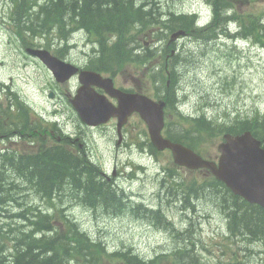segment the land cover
Listing matches in <instances>:
<instances>
[{"label": "trees", "instance_id": "trees-1", "mask_svg": "<svg viewBox=\"0 0 264 264\" xmlns=\"http://www.w3.org/2000/svg\"><path fill=\"white\" fill-rule=\"evenodd\" d=\"M12 1L28 16L25 22L33 28L52 23L61 28L62 34L68 35L69 32L66 31L72 23L80 26L79 29L86 30L96 37L106 65L113 59L134 57L132 44L138 42L135 33L140 26L146 28L163 24L168 31H173L175 28H186L187 24L195 20L194 15H181L168 10L162 14L169 19L161 22L158 15H147L152 10L151 4L138 0H40L36 7L38 9L30 15L33 3L37 0ZM212 5L220 17L230 11L227 2L218 1ZM12 22L23 23L21 19H13ZM236 29H240L239 26ZM250 30L249 25H246L239 32ZM112 36L116 37V41L111 42ZM125 63L127 61L124 59L123 65ZM173 98L172 101L176 102L174 95ZM169 102L170 99L168 104ZM184 120L183 128L188 129L177 126L171 129L173 124L170 122L169 136L172 140L195 149H199L205 141L218 140L225 133L236 135L245 131H251L264 143V114L261 113L231 114L221 122L210 119L205 113ZM23 156L26 159V155ZM13 158L20 161L21 165H17L13 159H9L7 164L1 163L0 158V264H114L117 260H124L126 264H211L200 257L198 242L188 234L190 229L185 232L175 229L174 235L181 241H177L178 245L171 255H160L145 261L138 254L135 255L132 248L110 253L103 242L93 240L75 223L67 224V221L62 220L63 228L56 227L55 222L61 213L55 206L52 213L32 210L26 206L24 211L17 212L23 208L22 205H26V201L17 197L21 186L16 182L22 179L36 181L38 193L47 202H63L66 191H70L78 198H83L84 205L92 207L93 211L99 210L95 203H105L111 197L110 192L114 191L115 185L102 183L94 167L87 166L81 158L77 159L60 148H50L37 156H29L26 160L15 156ZM85 169L91 176H88ZM169 181L168 178L162 182L161 188L169 193L170 198L177 197L181 203H188L187 195L189 198L195 195L199 201V194L207 192L215 207L219 209L224 205L231 237L240 238L247 244L258 241L264 243V208L251 205L233 195L224 184L213 178H207L201 186L196 182L190 183L182 190L180 186L172 188ZM11 189H15L17 194ZM217 196L224 197V200H217ZM12 205L17 206V209ZM124 205L125 202H122L121 206ZM8 206H12L11 211L14 213H10ZM110 206L111 204H107L100 211L113 215L114 210ZM154 216L159 218L160 213L156 212ZM4 219L10 220L9 223ZM161 224L164 228L170 226L165 218H162ZM229 246L231 245H225L224 250L227 251ZM231 258L232 264H257L250 259L239 258L237 252H232Z\"/></svg>", "mask_w": 264, "mask_h": 264}, {"label": "rangeland", "instance_id": "rangeland-1", "mask_svg": "<svg viewBox=\"0 0 264 264\" xmlns=\"http://www.w3.org/2000/svg\"><path fill=\"white\" fill-rule=\"evenodd\" d=\"M140 1L151 4L152 10L149 11L151 13L148 12L147 15L152 17L158 15L160 18L161 13L168 10L175 13L198 11L204 0ZM239 8L242 12L261 13L260 20L264 25V0L241 4ZM9 9L10 6L0 1L1 21L7 19ZM80 37L79 42L83 46L84 37L82 36V41H80ZM164 38L165 41L168 40L165 35ZM147 40L149 43L152 41V39ZM191 40L193 38L182 39L179 42L180 45H177L183 51V57H188L193 61L189 64L181 63L179 65V70L184 74L179 96L183 101L184 97L187 96V102L182 104V109L191 113L206 111L205 114L214 115L216 118L236 112L249 114L260 111L264 113L263 46L259 44L252 47L248 43L240 44L236 48L231 42L223 45H208L203 41ZM77 51H81V49H77ZM232 52L235 53L234 56L230 55ZM16 54L15 49L7 42L4 33L0 30V62L4 63L0 64V83L12 81L13 87L18 85L20 92L37 110L53 108L54 102L47 98L48 89L53 84L52 79L46 72L38 70L34 66L26 69L21 59H24L23 55H20L19 58ZM132 72L133 70L128 68L126 72L121 74L119 84L122 85ZM10 77L13 78L10 79ZM3 92L0 87V97ZM1 116L4 117V115ZM144 128L146 126L139 117L133 118L129 125L131 138L135 139L138 131L141 132ZM114 131V124L100 130L88 131L85 139L89 145V154L102 166L107 176H113L114 169H117L112 182L121 185L137 200H144L146 203L152 204L160 203L157 192L160 183L166 180H160L163 168L173 164L170 154L165 152L157 159L147 153L139 152L136 148L130 150L124 145L117 146L115 144L117 136L114 135ZM109 138H112L111 142H109ZM218 143V141L205 143L202 147L203 155H206L207 158H215L218 155ZM135 170H137L136 177L130 178L129 174ZM179 173L187 180L196 176L183 168L179 169ZM9 176L13 178L11 175ZM16 183L20 186L23 184L22 181ZM31 189L34 190L30 188L29 195L26 196L29 206L45 207L53 204L50 201H44ZM66 192L67 194L64 195L63 199L67 203L63 205L64 210L60 209L62 212L55 222L56 227L63 228L62 220L65 222L69 219L77 222L79 227L85 230L89 236L105 242L110 251L123 250L132 246L136 250L134 254L137 253L141 258L154 257L160 251H166L175 244L172 236L161 229V225L155 227L149 221L138 219L132 215L116 216L100 210L93 211L90 206L84 205L85 200L83 198H78L70 191ZM18 195L23 197L20 192ZM187 196L188 203L182 204L187 210L190 208L188 211L195 215V221H192L185 211L180 209L182 205L178 203L169 209L173 210L174 213L176 231L185 232L190 229L188 234H197L196 240L200 246L210 247L212 251L200 247L203 260L211 264H219L223 261L231 262V252L227 251L224 254L221 248L222 244L231 243L234 249L232 252H237L239 258L249 257L257 264H264V243H249L247 250L242 240H237L234 243L232 239L226 237L227 223L224 217L227 218V216L224 214L225 212L213 210L211 207L209 212L207 205H202L194 198L189 199V195ZM56 202L59 203L60 201L56 200ZM162 203L169 206L166 201ZM7 209L10 210V213H14L11 211L12 206H8ZM24 209L20 208L17 212L24 211ZM198 210L202 211L199 213ZM203 212L205 215L207 213L209 218H206L202 214ZM7 222L9 223V220ZM174 237L178 239L176 235ZM119 263L123 264L124 260H118L114 264Z\"/></svg>", "mask_w": 264, "mask_h": 264}, {"label": "water", "instance_id": "water-1", "mask_svg": "<svg viewBox=\"0 0 264 264\" xmlns=\"http://www.w3.org/2000/svg\"><path fill=\"white\" fill-rule=\"evenodd\" d=\"M75 72L76 69L69 68L67 76H71ZM82 79L84 82L94 81L91 73H85ZM117 96L122 113L129 114L134 109L140 111L142 117L149 124L153 143L159 149L170 148L176 162L189 167H208L220 179L226 181L236 193L244 196L251 203L264 206V149L261 147V142L254 138L250 132L236 137L226 136L227 142L219 147L222 157L218 169L215 163L203 160L190 149L162 138L163 105L139 95L118 93ZM93 98L95 97L91 93L82 89L76 98L80 105L78 110L85 121L90 122L86 116L95 115L98 120L96 123L105 122L110 116L111 110L105 104L100 105Z\"/></svg>", "mask_w": 264, "mask_h": 264}, {"label": "flooded vegetation", "instance_id": "flooded-vegetation-1", "mask_svg": "<svg viewBox=\"0 0 264 264\" xmlns=\"http://www.w3.org/2000/svg\"><path fill=\"white\" fill-rule=\"evenodd\" d=\"M173 56H174V53H171L169 56H168V62L169 64L171 63L172 64V61H173ZM104 76H111L109 74H106V73H102ZM115 77V80L117 79L118 77V74L114 76ZM71 88L72 90H76L78 87H79V81L77 78H74L72 81H71ZM57 87H61V85H57ZM170 84L168 85V92L170 93ZM99 93H105L103 90H98ZM62 94H65L66 93L63 91ZM66 97V96H65ZM58 99L62 98L61 96L57 97ZM112 102L116 103V100L113 99V98H109ZM71 109V108H70ZM96 128H99V127H88L86 125H81V124H78V123H75L73 122V127L70 131V135L69 136H66L65 140L67 141V147L69 150H71L72 152H85L87 151V143L85 142V130L86 129H91V130H95Z\"/></svg>", "mask_w": 264, "mask_h": 264}, {"label": "bare ground", "instance_id": "bare-ground-1", "mask_svg": "<svg viewBox=\"0 0 264 264\" xmlns=\"http://www.w3.org/2000/svg\"><path fill=\"white\" fill-rule=\"evenodd\" d=\"M179 14H181V15H189V14H183V12H181V13H179ZM231 25L236 29V28H238V25L234 22V21H232L231 20ZM65 26V25H64ZM255 113H261L260 111L259 112H253V113H249V114H251V115H253V114H255ZM261 114H264V113H261ZM229 115H231V114H229ZM229 115H223V116H220V117H218V118H216L214 115H209V114H205V116H207V117H209L210 119H212V120H219V122H221V121H223L224 120V118H227ZM37 156V155H36ZM16 158H18V159H24V160H26L27 159V157H26V159H25V157L23 156V155H17V156H15ZM33 157V156H32ZM29 158V157H28ZM16 164L17 165H21V162L20 161H17L16 162ZM84 170V169H83ZM85 172H88L87 174H89L90 172L89 171H86V169H85ZM86 174V175H87ZM88 176H91L90 174L88 175ZM41 177V176H40ZM86 177V176H85ZM92 178V177H91ZM96 179V178H95ZM9 178L7 179V184L9 185ZM91 180V179H90ZM22 182H23V184H22V186H21V188H20V194H22L23 195V197H26L27 195H29V190H30V188H32V186H33V189L34 190H32V192H34L36 195H38V196H40L41 198H42V195L40 194V193H38V188H36V186H37V182L36 181H26L25 179L23 180L22 179ZM161 184H162V182L160 183V187H161ZM56 185V184H55ZM219 197L217 196V199H218ZM220 200H224V197H221V198H219ZM218 199V200H219ZM44 201H47V200H45L44 199ZM59 201V200H58ZM50 202H52L53 204H51V206H55V207H57L59 210L61 209V210H63V205L65 204V203H67L66 202V200H63V202H59V203H57L56 202V200H55V202H53V201H50ZM224 206V205H223ZM223 206L220 208V210H221V212L222 213H224L223 211ZM111 207V206H110ZM91 210H92V207H91ZM225 215H226V213H224ZM227 216V215H226ZM228 217V216H227ZM255 243H262V242H255ZM250 244H254V243H250Z\"/></svg>", "mask_w": 264, "mask_h": 264}]
</instances>
